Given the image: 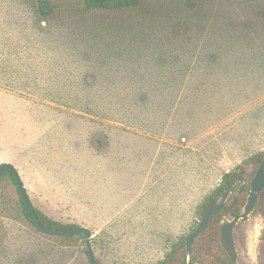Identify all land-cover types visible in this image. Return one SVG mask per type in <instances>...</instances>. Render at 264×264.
I'll list each match as a JSON object with an SVG mask.
<instances>
[{
    "label": "rangeland",
    "instance_id": "rangeland-1",
    "mask_svg": "<svg viewBox=\"0 0 264 264\" xmlns=\"http://www.w3.org/2000/svg\"><path fill=\"white\" fill-rule=\"evenodd\" d=\"M50 1L71 9L82 5ZM184 1L143 4L162 34L194 27L197 57L181 91L185 112L178 123L185 120L186 128L172 139L144 134L146 145L135 152L147 162L136 168L131 153L116 162L114 151L116 163L101 155L106 148H96L97 138L108 141L94 133V121L27 91L40 67L34 44L43 39L38 30L46 22L35 21L37 0H0V165L15 166L34 206L62 223L89 228L101 264L166 259L198 225L199 204L224 175L242 173L250 180L264 153V0H200L194 8ZM116 125L111 134L131 136ZM247 196L238 181L208 232L217 234L219 221L235 216V207L242 212ZM235 237L236 264H264V191ZM201 238L207 241V233ZM215 253L222 254L220 247ZM0 264L91 263L80 236L37 229L23 213L17 184L6 176L0 182Z\"/></svg>",
    "mask_w": 264,
    "mask_h": 264
},
{
    "label": "trees",
    "instance_id": "trees-1",
    "mask_svg": "<svg viewBox=\"0 0 264 264\" xmlns=\"http://www.w3.org/2000/svg\"><path fill=\"white\" fill-rule=\"evenodd\" d=\"M145 2L82 0V5L71 9L55 5L50 0H37L33 5V16L39 25L45 21L46 26L38 30L43 39L34 44L40 67L34 71L32 85L26 87L29 93L42 100L51 101L71 113L80 112L81 120L94 121L97 124L94 133L103 134L108 141L97 138L96 148H106L102 154L100 151L97 154L116 163L131 153L134 156L130 155V160L136 168H142L147 162V157L135 152L146 145L141 140L144 134L172 139L186 128L185 120L178 123V116L184 111L180 105L181 91L194 70V58L197 57L195 43L190 39L194 27L191 31L179 27L177 31L169 30L170 33L162 34L151 23L155 16L143 10ZM184 2L189 8H194L200 0ZM107 14L125 16L110 19ZM112 123L118 124L114 127L119 132L130 133L131 136L111 134ZM115 138L117 145L113 143ZM121 139L130 141V144L119 146ZM114 151L116 162L114 155L112 157ZM263 157L264 153L258 156L259 165ZM6 176L17 184L12 168L3 170L0 182ZM231 177V172L226 173L222 184L199 204L201 218L225 189L223 184L227 186L234 180ZM19 193L23 213L34 223L20 190ZM34 207L43 226L48 229L80 227L55 220ZM225 209L224 204L212 222H216ZM233 212L235 215L239 213L236 207ZM212 222L195 240L204 255L207 241H202V235L207 233L208 238L212 237L214 250V242H218L219 231L217 234L216 231L208 232L214 225ZM59 235L80 236L85 243V236L81 233ZM186 239L187 236L175 243L166 259L158 264H188Z\"/></svg>",
    "mask_w": 264,
    "mask_h": 264
},
{
    "label": "water",
    "instance_id": "water-1",
    "mask_svg": "<svg viewBox=\"0 0 264 264\" xmlns=\"http://www.w3.org/2000/svg\"><path fill=\"white\" fill-rule=\"evenodd\" d=\"M7 167L12 168L15 173L18 188L21 192L22 198L28 210L33 215L34 224L37 227V229L48 234H79V233L83 234L85 236V246L88 251L90 262L92 264H98L91 246V237H92L91 230L87 227H75V228L62 229V230H53L44 227L40 218L36 213L35 207L27 193L26 187L15 166L12 163H2L0 165V176L3 170ZM240 179H243L244 182L247 183V178L245 175L236 176L235 179L226 187V189L218 197L213 207L202 217L198 226L193 231H191L187 236L186 253L188 256V263L190 262L192 248L195 239H197L198 236L207 228L208 224L211 222V220L214 218L216 213L220 210V208L223 206V204L227 201V199L231 195L236 182ZM246 187H247L248 197L243 207V211L239 215L233 217L232 219L224 216L219 226L221 244L225 249V251L227 252V254L229 255L232 262L235 264L239 261V252L235 242L234 230L239 221L245 222L250 218V215L255 210L257 202L261 196L262 190L264 188V157L260 165L258 166L256 173L250 180L249 186L247 185Z\"/></svg>",
    "mask_w": 264,
    "mask_h": 264
},
{
    "label": "flooded vegetation",
    "instance_id": "flooded-vegetation-1",
    "mask_svg": "<svg viewBox=\"0 0 264 264\" xmlns=\"http://www.w3.org/2000/svg\"><path fill=\"white\" fill-rule=\"evenodd\" d=\"M238 175H244V174H238ZM237 175V176H238ZM246 176V175H245ZM247 178V177H246ZM252 179V178H251ZM250 179V180H251ZM250 180H248V178H247V183H245L244 182V180L243 179H240V180H238V181H242L243 182V188L247 191V185L249 186V184H250ZM237 181V182H238ZM236 182V183H237ZM230 184V183H229ZM228 184V185H229ZM227 185V186H228ZM236 185V184H235ZM227 186H225V189H226V187ZM234 188H235V186H234ZM234 188H233V190H234ZM224 189V190H225ZM223 190V191H224ZM263 191H264V188H263V190H262V193H263ZM233 192V191H232ZM262 193H261V195H262ZM222 194V193H221ZM248 197V196H247ZM258 203V202H257ZM225 204V203H224ZM223 204V205H224ZM222 208V207H221ZM221 208H220V210H221ZM219 210V211H220ZM218 211V212H219ZM217 212V213H218ZM216 213V214H217ZM241 212H239L238 213V215L240 214ZM216 216V215H215ZM214 216V217H215ZM235 216H237V215H235ZM235 216H232V217H230V219H232L233 217H235ZM202 219V218H201ZM200 219V220H201ZM214 219V218H213ZM212 219V220H213ZM211 220V221H212ZM200 222V221H199ZM220 222H221V220L219 221V226H220ZM239 222H241V221H239ZM238 222V223H239ZM238 223H237V225H238ZM199 224V223H198ZM237 225H236V227H237ZM198 226V225H197ZM196 226V227H197ZM195 227V228H196ZM235 230H236V228H235ZM235 230H234V236H235ZM200 236V235H199ZM198 236V237H199ZM213 236V235H212ZM196 240V239H195ZM212 242H213V239H212V237H209L208 238V240H207V242H206V244H205V251H206V254L204 255L202 252H201V249H200V247H199V245H197L195 242H194V245H193V248H192V254H194V256H195V258H193V259H191L190 258V262L188 263V264H235V263H233L232 262V260L230 259V257H229V255L227 254V252L225 251V249L223 248V246H222V244H221V240H220V230H219V240H218V242H214V243H216V246L215 247H220L221 246V252H222V254L221 255H219L218 253H215V250L213 249V245H212ZM235 242H236V237H235ZM220 245V246H219ZM236 245H237V242H236ZM238 248V247H237ZM239 252V251H238ZM191 254V255H192ZM186 255H187V253H186ZM187 260H188V256H187Z\"/></svg>",
    "mask_w": 264,
    "mask_h": 264
}]
</instances>
